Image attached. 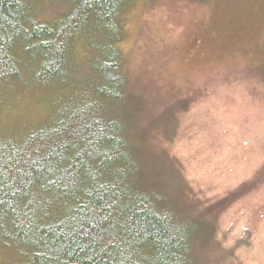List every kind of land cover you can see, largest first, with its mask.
Masks as SVG:
<instances>
[{"label":"rangeland","instance_id":"obj_1","mask_svg":"<svg viewBox=\"0 0 264 264\" xmlns=\"http://www.w3.org/2000/svg\"><path fill=\"white\" fill-rule=\"evenodd\" d=\"M26 3L35 21L60 17L74 5ZM90 33L94 45H108L102 25L90 20L86 37L74 41V64L64 65L72 74L60 79L61 93L29 85L39 53L17 50L30 68L0 91V126L36 127L98 80L89 54L101 49L89 45ZM113 47L124 55L130 83L156 103L159 123L165 114L174 118L171 135L166 123L152 138L179 158L202 203L215 206L213 235L233 246L236 264H264V0H135Z\"/></svg>","mask_w":264,"mask_h":264},{"label":"trees","instance_id":"obj_2","mask_svg":"<svg viewBox=\"0 0 264 264\" xmlns=\"http://www.w3.org/2000/svg\"><path fill=\"white\" fill-rule=\"evenodd\" d=\"M71 1L74 5L62 16L35 21L28 14L26 0H19V3L17 0H0V52L7 53L0 64L3 73L0 91L11 87L16 82L11 79L20 78L30 68L17 51L21 47L39 53L33 56L36 62L33 77L36 80L29 85L53 87L61 93L65 87H60V79L72 74L64 65L74 64V41L86 37L90 20L102 25L103 33L108 37L107 47L102 48L94 45L90 33L89 45L96 46L101 52L89 54L93 65L91 72L98 75V80L88 86L86 92L75 96L72 104L60 106L61 111H57L55 117L36 127L20 132L0 126V131L24 141L41 129L55 126L59 120L68 122L70 118L83 119L95 113L103 118L101 123L107 132L101 141V151L107 149L113 156L118 151L120 157L109 164L99 156L92 159L85 155L83 163L78 159L70 161L75 166L73 170L87 178L93 187L89 173H98L106 165L123 170L121 179L128 189L127 200L122 205L125 217L135 216L136 222L143 227L142 242L163 246L165 253L171 254L165 256L162 264H236L230 254L233 246H224L213 235L215 206L202 203L185 181L179 158L152 138L157 128L162 129L166 123L170 125L171 135L174 118L165 114V121L159 123L156 103L150 105V95L142 87L130 83L124 55L113 47V42L121 39L125 14L135 0H120L118 5L113 0ZM69 87L71 90V85ZM109 119L114 123H108ZM167 134L165 131L164 135ZM100 179L103 182L113 177L101 176ZM121 179L115 182L120 183ZM36 191L33 186L32 192ZM42 195L40 193L29 204L30 194L19 206L20 197L9 195L4 198L6 203L0 206V223L3 225L0 230V264H6L4 258H15L25 264H46L38 253L62 248L76 251L66 236L58 235L62 211L44 203Z\"/></svg>","mask_w":264,"mask_h":264},{"label":"snow or ice","instance_id":"obj_3","mask_svg":"<svg viewBox=\"0 0 264 264\" xmlns=\"http://www.w3.org/2000/svg\"><path fill=\"white\" fill-rule=\"evenodd\" d=\"M113 3L118 5L120 0ZM5 56L6 52H0V64ZM56 110L61 111L59 107ZM102 119L90 113L83 119L59 120L55 126L41 129L24 141L0 131V206L9 195L21 198L17 201L19 206L30 194L29 204L43 193L44 203L62 211L58 235L66 236L76 251L62 248L38 253L46 264H162L165 256L171 254L165 253L163 246L142 242L143 227L135 216L125 217L122 205L128 189L121 179L123 170L106 165L98 173H89L93 187L70 163L73 159L83 163L85 155L92 159L99 156L109 164L120 157L118 151L115 156L107 149L101 151V141L107 136ZM108 123L114 121L109 119ZM66 162L69 163L65 167ZM101 176L113 179L102 182ZM116 179L121 182L116 183Z\"/></svg>","mask_w":264,"mask_h":264}]
</instances>
